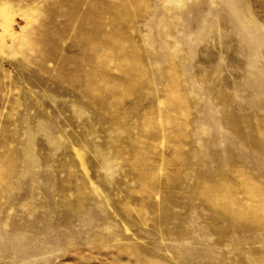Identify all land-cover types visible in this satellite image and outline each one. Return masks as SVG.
Wrapping results in <instances>:
<instances>
[{"label":"rangeland","instance_id":"1","mask_svg":"<svg viewBox=\"0 0 264 264\" xmlns=\"http://www.w3.org/2000/svg\"><path fill=\"white\" fill-rule=\"evenodd\" d=\"M263 200L264 0H0V264H264Z\"/></svg>","mask_w":264,"mask_h":264},{"label":"bare ground","instance_id":"2","mask_svg":"<svg viewBox=\"0 0 264 264\" xmlns=\"http://www.w3.org/2000/svg\"><path fill=\"white\" fill-rule=\"evenodd\" d=\"M114 28H115V27H114ZM101 45H102V44H101ZM131 70H132V69H131ZM138 70H139V69H138ZM136 75H138V74H136ZM177 97H178V96H177ZM178 98H179V97H178ZM178 98H177V99H178ZM180 98H181V97H180ZM179 101H180V100H179ZM250 192H251V191H250ZM253 194H254V193H251V197H252ZM252 198H255V196H253ZM228 200H229V199H228ZM223 201H224V200H223ZM263 201H264V200H263ZM252 206H253V205H252ZM255 206H256V204H255ZM255 206H253L254 208H253V207H252V208L254 209V211L256 210V213H259V214H260V212H257V211H258V210H257V208H258L257 206H258V205L256 206V209H255ZM261 206H262V205H261ZM250 209H251V208H250ZM253 209H252V210H253ZM262 209H263V208H262ZM262 209H261V210H262ZM261 210H260V211H261ZM263 212H264V211H263ZM253 213H254V212H253ZM246 214H247V213H246ZM249 215H250V214H249ZM263 216H264V215H263ZM252 218H254V217H252Z\"/></svg>","mask_w":264,"mask_h":264}]
</instances>
